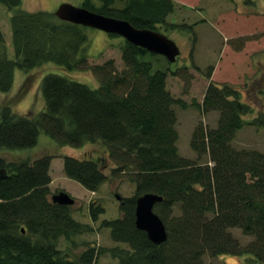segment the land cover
<instances>
[{
	"label": "trees",
	"instance_id": "1",
	"mask_svg": "<svg viewBox=\"0 0 264 264\" xmlns=\"http://www.w3.org/2000/svg\"><path fill=\"white\" fill-rule=\"evenodd\" d=\"M239 1L256 5L254 0ZM22 3L0 0L11 14L13 50L11 59L0 28V92H10L16 70L29 73L46 63L68 72H90L98 87L48 74L39 84L44 108L38 115H18L10 106H0V170L6 172L0 180V264H96L103 252L118 264H204L205 255L245 256V264H264V153L233 145L245 125L264 127V114L245 121L252 109L241 101L237 88L210 82L202 101L190 105L202 115L217 113V125L198 124L189 141L196 159L182 157L175 106L188 105L167 88L168 74L178 72L153 69V62H158L153 58L167 62L163 56L123 39L121 71L112 60L90 64L85 27L62 22L54 13L25 11ZM80 7L138 29L182 31L195 45L192 26L168 22L175 9L172 0H82ZM212 71L209 67L204 74L207 80ZM41 133L59 147H105L106 157L100 161L62 157L65 177L85 190L96 193L104 183L118 180L134 186L133 194L119 201L121 216L100 222L101 229H109L110 240L126 248L89 246L74 258L59 248L60 239L73 246L75 237L94 228L75 221L72 206L49 199L53 157H1L10 150L35 147ZM147 193L162 198L153 208L167 232L166 242L159 246L135 226L136 199ZM103 213L101 206L89 204L93 223ZM232 229L252 240L241 244Z\"/></svg>",
	"mask_w": 264,
	"mask_h": 264
},
{
	"label": "rangeland",
	"instance_id": "2",
	"mask_svg": "<svg viewBox=\"0 0 264 264\" xmlns=\"http://www.w3.org/2000/svg\"><path fill=\"white\" fill-rule=\"evenodd\" d=\"M22 8L28 12L44 11L54 13L64 3L74 6L81 5L82 0H22ZM175 9L169 16L168 22L185 24L193 27L195 45L192 36L182 31L164 32L163 35L174 41L179 48L180 55L175 63H167L161 58H153L154 70L169 68L177 71L176 75L168 74L167 88L174 98H180L188 107L182 109L175 106L177 116L176 130L178 132L177 147L182 157L195 160L196 154L189 148V141L193 130L198 124L206 128H215L217 113L202 115L190 104L200 103L210 82L229 84L240 92L241 101L247 103L252 112L244 117L251 122L264 114V0H254L255 6H245L241 1L234 0H172ZM10 12L0 5V28L7 44L8 57L13 58L11 46ZM89 37L87 55L89 63L101 65L112 60L117 71L124 68L121 59V43L123 38L110 35L92 28H86ZM194 49L192 51V46ZM191 53V56H190ZM152 58H148L151 61ZM159 64V65H158ZM162 65V66H160ZM193 65L200 68L196 71ZM209 67L213 68L210 80L204 76ZM48 74L68 76L72 80L97 88L98 81L90 72H68L63 68L46 63L25 73L16 70L14 82L10 92H0V106L8 105L18 115H38L43 111L39 84ZM27 82L25 84V80ZM233 145L238 149L255 150L264 153V127L245 125L236 133ZM43 155L52 156L50 165L51 184L50 196L59 192L68 193L74 200L72 218L82 224L92 225L94 231L90 234L74 238V245L64 239L59 240V248L66 251L71 258L80 253L83 248L94 246L99 249L114 247L126 248L125 245L115 244L110 240V231L100 228L102 220H115L121 216L120 202L116 195L129 197L133 194L134 186L125 180L114 183L106 182L100 186L96 195L90 196L76 181L65 177L62 157L70 156L77 159L89 158L103 160L106 157L105 147L100 144H87L82 148L70 146L59 147L44 133L38 138L37 145L25 150H10L1 153L7 161L30 159L34 160ZM109 174V169L105 171ZM52 201V200H51ZM101 206L104 213L93 223L89 215V204ZM231 233L241 244L252 240L242 234L239 229H232ZM247 257L225 255L219 258L204 256V264H245ZM96 264H118L108 253H102Z\"/></svg>",
	"mask_w": 264,
	"mask_h": 264
},
{
	"label": "water",
	"instance_id": "3",
	"mask_svg": "<svg viewBox=\"0 0 264 264\" xmlns=\"http://www.w3.org/2000/svg\"><path fill=\"white\" fill-rule=\"evenodd\" d=\"M54 15L62 22L96 29L108 35L121 37L126 42L151 54L163 56L171 64L175 63L180 55L176 43L162 33L135 28L125 20L103 16L69 3L61 4L54 12ZM5 177L6 172L0 170V180ZM115 197L118 201L121 200L119 195ZM51 200L54 204L62 206L75 204V200L66 192H59L53 195ZM161 201L162 198L160 196L147 193L136 199L135 206L136 228L144 232L147 239L156 246L163 244L167 240L165 226L153 211L154 206Z\"/></svg>",
	"mask_w": 264,
	"mask_h": 264
},
{
	"label": "crops",
	"instance_id": "4",
	"mask_svg": "<svg viewBox=\"0 0 264 264\" xmlns=\"http://www.w3.org/2000/svg\"><path fill=\"white\" fill-rule=\"evenodd\" d=\"M92 157V156H91ZM87 158V157H86ZM88 193H89V195L90 196H94V195H96V193H92V192H89V191H87Z\"/></svg>",
	"mask_w": 264,
	"mask_h": 264
}]
</instances>
